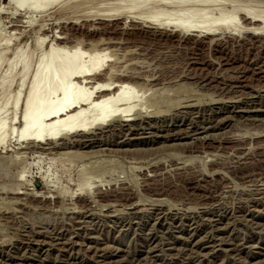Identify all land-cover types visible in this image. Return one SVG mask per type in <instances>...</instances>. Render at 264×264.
Instances as JSON below:
<instances>
[{"label":"rangeland","instance_id":"obj_1","mask_svg":"<svg viewBox=\"0 0 264 264\" xmlns=\"http://www.w3.org/2000/svg\"><path fill=\"white\" fill-rule=\"evenodd\" d=\"M20 1L0 0L32 22L21 34L0 17L13 50L34 52L46 28L45 48H105L145 82H129L145 121L93 147L71 135L68 149L0 153V264H264V33L27 16Z\"/></svg>","mask_w":264,"mask_h":264},{"label":"bare ground","instance_id":"obj_2","mask_svg":"<svg viewBox=\"0 0 264 264\" xmlns=\"http://www.w3.org/2000/svg\"><path fill=\"white\" fill-rule=\"evenodd\" d=\"M123 1L21 0L18 6L19 10L29 13L25 12L27 16L56 9L75 21L91 17L104 20L115 17L140 18V22L144 20L157 28H172L186 34L198 32L212 35L218 30L239 33L242 29L252 34L264 33V0ZM2 9L1 18L6 14L7 18L12 17L8 21L11 25L7 27L20 30L21 34L27 31L24 28L31 21L24 20L20 13ZM47 33V28L43 29L37 37L35 50L40 52L36 59L35 50L30 54L19 47L13 50L12 36L0 35V98L3 96L0 102L1 154L18 149L17 145L20 144L21 149L25 144V148L29 149L32 145H42L47 150L68 149L71 148L70 144L63 140L71 135H82L78 146L93 147L100 143L97 137L105 130L109 131L114 126H137L139 120H144L141 108L145 105H140L138 93L145 82L140 81L138 74L122 70L119 65L118 68L115 62L105 64L110 57L105 48H91L84 52L81 44L68 49L54 43L45 48ZM56 37L58 42H63V37ZM129 82H135L137 87L140 85L137 94L134 91L137 88L134 86L135 89H131L132 83ZM18 113L22 124L16 130L11 125L16 122ZM144 113L147 115L148 111ZM100 128H103L100 134L89 135ZM86 170L83 168V182L88 183Z\"/></svg>","mask_w":264,"mask_h":264}]
</instances>
